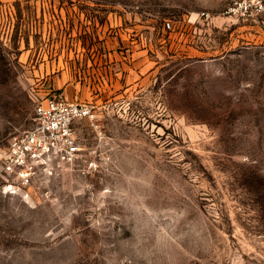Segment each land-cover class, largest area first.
<instances>
[{
  "label": "rangeland",
  "instance_id": "rangeland-1",
  "mask_svg": "<svg viewBox=\"0 0 264 264\" xmlns=\"http://www.w3.org/2000/svg\"><path fill=\"white\" fill-rule=\"evenodd\" d=\"M50 97L78 157L4 192ZM0 264H264V0H0Z\"/></svg>",
  "mask_w": 264,
  "mask_h": 264
},
{
  "label": "built area",
  "instance_id": "built-area-1",
  "mask_svg": "<svg viewBox=\"0 0 264 264\" xmlns=\"http://www.w3.org/2000/svg\"><path fill=\"white\" fill-rule=\"evenodd\" d=\"M34 124L9 141L1 171L9 181L4 192L30 197L29 187L51 165L73 163L81 150L73 130L77 119H95L93 107L50 97L34 106Z\"/></svg>",
  "mask_w": 264,
  "mask_h": 264
}]
</instances>
